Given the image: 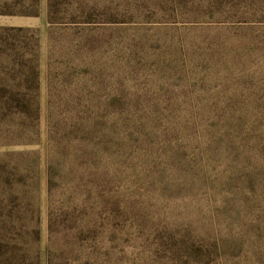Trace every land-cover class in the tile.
<instances>
[{
	"label": "trees",
	"instance_id": "1",
	"mask_svg": "<svg viewBox=\"0 0 264 264\" xmlns=\"http://www.w3.org/2000/svg\"><path fill=\"white\" fill-rule=\"evenodd\" d=\"M39 7L0 0V17H36ZM47 13L49 193L84 186L105 199L99 189L132 183L259 191L248 224L264 232V68L256 69L264 63V0H48ZM39 46L35 29L0 25V148L32 145L27 136L39 132ZM114 46L121 69L111 89L107 51L98 71L88 55ZM139 70H153L163 86H126ZM79 81L86 86L72 87ZM21 156L0 158L4 187L19 182ZM9 249L0 241V264H22ZM77 253L52 249L49 264L65 255L82 264L111 259ZM163 259L264 264V249L178 248Z\"/></svg>",
	"mask_w": 264,
	"mask_h": 264
},
{
	"label": "rangeland",
	"instance_id": "2",
	"mask_svg": "<svg viewBox=\"0 0 264 264\" xmlns=\"http://www.w3.org/2000/svg\"><path fill=\"white\" fill-rule=\"evenodd\" d=\"M47 12L48 0H40L36 17H0L1 26L35 29L40 40L39 132L32 131L27 136L32 145L0 148V158L8 153L22 154L17 159L23 168L19 182L13 183L11 188L0 184V194L5 195L0 199L3 204L0 206V241L10 244L9 254L25 257L22 264H35L37 260L39 264H49L52 249L68 255L76 251L77 256L86 251L101 258L109 254L111 259L101 264H167L163 257L178 248L194 251L264 249V232H255L248 224V210L256 205V200L262 202L259 191L164 188L132 183L99 189L106 194L105 199H100L102 195L97 188L90 194L84 186H63L49 193ZM106 51L107 58L103 62L109 63L111 71L108 72L112 76L105 87L112 89L117 87V73L121 69V65L114 64L117 58L113 56L121 51L115 46L99 48L90 52L88 58L98 71L103 63L100 57ZM57 53L60 56V51ZM56 59L59 60H54V68L60 66V58ZM152 60L154 58L148 61ZM260 65L256 69L263 71L264 63ZM238 70L235 68L234 72ZM134 74L135 80L126 84L130 88L143 90L163 86L153 70H139ZM85 86L86 81L72 84V87ZM7 197L15 201L10 205ZM9 210L13 211L11 217H8ZM57 260V264H82L69 261L67 255Z\"/></svg>",
	"mask_w": 264,
	"mask_h": 264
}]
</instances>
